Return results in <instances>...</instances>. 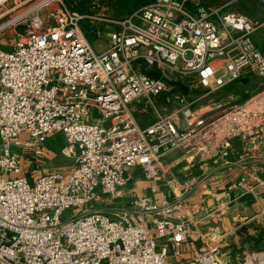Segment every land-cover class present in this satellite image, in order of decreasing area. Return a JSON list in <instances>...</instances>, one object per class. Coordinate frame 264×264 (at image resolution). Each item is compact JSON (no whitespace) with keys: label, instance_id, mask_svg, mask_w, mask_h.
I'll return each mask as SVG.
<instances>
[{"label":"built area","instance_id":"1","mask_svg":"<svg viewBox=\"0 0 264 264\" xmlns=\"http://www.w3.org/2000/svg\"><path fill=\"white\" fill-rule=\"evenodd\" d=\"M224 7L147 0L103 18L65 0H0V34L22 23L25 32L0 45V264H225L215 243L184 257L190 219L179 199L124 200L132 169L154 179L158 158L174 148L195 139L220 146L264 128V89L211 119L192 111L197 86L210 94L264 80L255 39L264 22ZM88 33L106 36L108 47L97 51ZM180 83L188 94L170 93L179 106L164 111L156 98ZM136 102L154 110L153 122L137 121ZM58 134L72 163L29 173L30 155Z\"/></svg>","mask_w":264,"mask_h":264},{"label":"crops","instance_id":"2","mask_svg":"<svg viewBox=\"0 0 264 264\" xmlns=\"http://www.w3.org/2000/svg\"><path fill=\"white\" fill-rule=\"evenodd\" d=\"M251 79L231 82L228 88L219 91L223 96L217 102L207 105L203 103L209 94L207 91L197 96L192 93L200 103L193 108V113L211 119L209 111L214 108L211 104H224L227 99L239 103V99L244 100L245 90L241 88ZM180 84L158 97L164 111L170 112L179 106L176 98L168 101L170 93L188 94L189 90ZM260 130H249L220 146L195 139L174 148L158 158L159 175L154 179L146 178L139 167L132 169L124 200L133 194L152 195L156 200L165 196L179 199L190 219L185 258L205 242L216 240L223 254H228L225 264L264 259V128ZM242 177L247 179L246 185L235 187L233 184Z\"/></svg>","mask_w":264,"mask_h":264},{"label":"rangeland","instance_id":"3","mask_svg":"<svg viewBox=\"0 0 264 264\" xmlns=\"http://www.w3.org/2000/svg\"><path fill=\"white\" fill-rule=\"evenodd\" d=\"M196 1H200L202 4L207 6L224 5L225 10L237 11L248 15L254 21L264 22V3L260 2L259 0H196ZM65 2L68 5V7L72 9H77L85 14H91L103 18H121L131 13L133 10L143 6L147 2V0H65ZM52 7L55 8L56 5H53ZM47 11H50V9L48 8L44 9L41 11V13L45 15ZM53 22L54 19L50 18L48 23L51 24ZM87 23H93V22L87 21ZM97 25L101 26L104 31H107L110 28L108 24L103 21H98ZM23 28H24V24L22 23L15 27L12 26L4 30L0 34V45L9 48L12 47L16 40L25 36V32ZM87 36L89 37L90 39L89 41L96 50H102L108 47L109 42L106 36L97 37L96 35L90 33H88ZM255 36H256V40H258V42L262 44L260 45V48L264 52V25L256 31ZM250 78H252L251 81L244 88H241L245 90L243 97L244 100L239 99V103L245 102L251 96L255 95L256 93L264 89V80L261 77H259L258 75H252L250 76ZM204 91H206V88L202 86H197L192 90L193 94L194 92L196 93L195 94L196 96L199 95L200 93H203ZM219 91L206 95L203 103H206L207 105L213 101L217 102L220 99V97L223 96V94H220ZM158 97L156 98L157 102H159ZM227 100L228 101L224 102V104L223 103H217L214 105L211 104L210 107L213 106L214 108L209 111L210 112L209 116L212 115V117H214L216 115H219L224 109H229L231 106L237 104L238 102L237 100L234 99H227ZM197 104L199 105L200 103L196 102L193 105V108ZM132 111L134 117L141 124L146 125L155 120L156 114L154 110L146 106L142 102H136L132 106ZM63 140L64 138L61 134L53 135L49 137L41 154L30 155L29 158L31 160L28 163L29 166H31L30 171L33 175H38L43 171H49L55 168H65L72 163L69 157L64 155L63 152L61 151ZM71 211L73 212V210L66 211L63 216L64 217L68 216L69 214H71ZM212 243L217 244V241L210 240L208 242H205V245L209 246ZM220 249L222 253V261L225 263L228 260V254L227 255L223 254V250L221 246Z\"/></svg>","mask_w":264,"mask_h":264},{"label":"water","instance_id":"4","mask_svg":"<svg viewBox=\"0 0 264 264\" xmlns=\"http://www.w3.org/2000/svg\"><path fill=\"white\" fill-rule=\"evenodd\" d=\"M153 74H154V75H157L158 73L154 71ZM180 86L183 87L181 84H180Z\"/></svg>","mask_w":264,"mask_h":264},{"label":"trees","instance_id":"5","mask_svg":"<svg viewBox=\"0 0 264 264\" xmlns=\"http://www.w3.org/2000/svg\"><path fill=\"white\" fill-rule=\"evenodd\" d=\"M246 79H248V78H246Z\"/></svg>","mask_w":264,"mask_h":264}]
</instances>
